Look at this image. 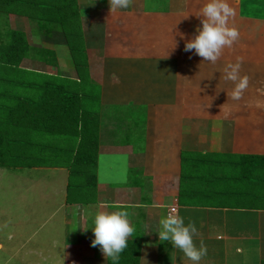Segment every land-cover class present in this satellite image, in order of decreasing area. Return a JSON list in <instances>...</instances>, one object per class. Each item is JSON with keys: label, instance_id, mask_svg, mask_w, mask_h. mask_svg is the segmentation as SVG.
<instances>
[{"label": "crops", "instance_id": "1", "mask_svg": "<svg viewBox=\"0 0 264 264\" xmlns=\"http://www.w3.org/2000/svg\"><path fill=\"white\" fill-rule=\"evenodd\" d=\"M107 3L77 0L78 16L74 10L85 71L91 82L99 78L96 167L86 181L58 165L35 168L67 172L69 257L106 264L84 229L97 212L127 210L139 264H191L155 233L175 209L207 248L200 264H264V0H228L239 38L215 64L183 50L205 0H132L113 12ZM57 32L42 33L36 45L53 52L59 75L30 62L44 77L78 81L68 37ZM237 58L249 85L233 100L224 68Z\"/></svg>", "mask_w": 264, "mask_h": 264}, {"label": "trees", "instance_id": "2", "mask_svg": "<svg viewBox=\"0 0 264 264\" xmlns=\"http://www.w3.org/2000/svg\"><path fill=\"white\" fill-rule=\"evenodd\" d=\"M74 10L72 0H0V17L4 11L29 21H45V26L58 21L60 15L63 20L72 19ZM26 59L56 66L51 50L34 48L25 33L10 29L5 21L0 31V168L58 165L71 170L74 179L83 176L81 180L86 181L96 167L99 149V121L92 112L99 98L97 85L90 81L85 65L79 68L78 64V81L53 76H45V83L40 78L32 79L27 75L29 71L21 69ZM49 158L53 164H48ZM139 245L128 241L119 264H139ZM106 264H111L108 258Z\"/></svg>", "mask_w": 264, "mask_h": 264}, {"label": "rangeland", "instance_id": "3", "mask_svg": "<svg viewBox=\"0 0 264 264\" xmlns=\"http://www.w3.org/2000/svg\"><path fill=\"white\" fill-rule=\"evenodd\" d=\"M50 4L54 5L52 2ZM72 4L78 16L77 0H74V3L72 0ZM2 13L0 31L3 32L4 23L8 21L9 28L26 33L27 41L36 49L40 48V45L36 43L40 42L42 33L58 31L57 33L61 34L65 31L71 47L70 50L69 47L66 50L74 56L79 68L84 66L83 24L79 23L76 15L66 20H63L60 15L58 21L44 26L45 21L33 19L27 22L24 17L20 18L21 16L14 14L6 15L4 11ZM47 18L48 16L44 19ZM50 18L53 17L50 16ZM36 66L40 67L38 62ZM41 68L42 71L44 69L59 75L56 66L42 64ZM21 69L29 71L28 77L40 78L45 83L44 75L35 70L34 64L29 59L23 62ZM86 74L89 76L88 72ZM81 75H84V72ZM91 78L94 84L99 83L98 76L93 75ZM97 86L95 90L99 94ZM47 161H50L48 164H53L52 158ZM66 179V170L0 168V264H103V261H87L69 257L75 255V249L69 253L73 247H68L66 225L69 220L64 219L65 207L62 199L65 195V187L63 192L61 188V184L63 182L65 184ZM260 202L264 205V201ZM89 235L91 238L88 237ZM86 239L87 241L93 239L90 229L83 240ZM90 249L95 250L98 247Z\"/></svg>", "mask_w": 264, "mask_h": 264}, {"label": "clouds", "instance_id": "4", "mask_svg": "<svg viewBox=\"0 0 264 264\" xmlns=\"http://www.w3.org/2000/svg\"><path fill=\"white\" fill-rule=\"evenodd\" d=\"M109 11L126 10L132 0H108ZM235 10L228 0H205L200 9L202 17L200 26L195 29V35L184 43V51L193 52L203 58L205 62L215 64L226 47H231L239 38L235 27L229 26V20L235 16ZM242 58L236 63H228L224 68V79L233 84L230 92L233 100H239L248 88L249 78L240 74ZM93 239L90 246L98 247L111 264H119L121 253L128 247V240L133 235L134 227L130 223L127 210L113 212H97L90 220L89 227ZM160 243L167 242L173 249L181 251L191 264H200L207 255V248L203 241L199 246L193 237L197 233L195 224H185L175 209L159 220V231L155 232Z\"/></svg>", "mask_w": 264, "mask_h": 264}]
</instances>
